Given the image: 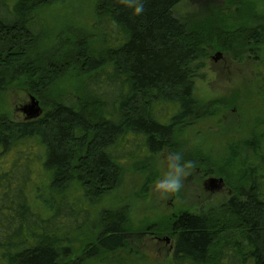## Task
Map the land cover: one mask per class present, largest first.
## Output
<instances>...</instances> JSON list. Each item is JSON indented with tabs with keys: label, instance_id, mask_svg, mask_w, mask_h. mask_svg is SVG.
<instances>
[{
	"label": "trees",
	"instance_id": "1",
	"mask_svg": "<svg viewBox=\"0 0 264 264\" xmlns=\"http://www.w3.org/2000/svg\"><path fill=\"white\" fill-rule=\"evenodd\" d=\"M183 1L145 0L137 15L127 0H99L96 51L89 37L42 44L38 14L48 0H0V95L18 83L46 108L34 120H0V166L13 154L0 167V264H71L72 236L84 227L86 207L119 183L131 139L155 156L174 149L178 129L197 117L192 66L207 28L193 31L175 15ZM252 22L243 44L263 51L256 76L264 97V16ZM73 64L85 77L80 94L50 99ZM257 129L250 146L258 147L257 162L236 180L223 215L173 219L171 264H264V121ZM35 148L39 182L23 153ZM72 191L79 193L69 202ZM101 225L87 258L127 245L125 211H106Z\"/></svg>",
	"mask_w": 264,
	"mask_h": 264
},
{
	"label": "rangeland",
	"instance_id": "2",
	"mask_svg": "<svg viewBox=\"0 0 264 264\" xmlns=\"http://www.w3.org/2000/svg\"><path fill=\"white\" fill-rule=\"evenodd\" d=\"M48 1L38 14L45 33L43 45L52 48L58 42L69 43L80 36L89 37L96 51L102 49V40L94 30L99 0ZM174 12L193 31L207 28L206 44L200 47L199 58L192 66L198 115L178 129L174 149H165L155 156L131 139L132 146L128 144L127 153L122 155L119 183L86 207L80 221L84 227L72 236L71 264H171L175 245L173 219L184 212L223 215L224 204L235 194L236 180L257 162L254 151L258 147L250 146L259 134L258 125L264 121V97L256 76L263 51L243 44V32L253 24L255 16H264V0H184ZM219 27L221 32L217 31ZM222 33L227 37H222ZM70 67L49 92L50 99L80 94L85 77L76 64ZM32 98L42 113L46 111L41 99L25 86L11 85L0 95V120L25 121L24 109L31 107ZM23 153L30 154L32 181H42L37 174L40 151L35 148ZM175 153L183 161H191L193 167L185 177L183 189L162 198L155 185L167 170L166 157ZM12 155L8 153L2 169L13 163ZM130 155L132 158H127ZM19 156L16 154L20 162ZM78 193H68L67 200H74ZM106 211L128 214L127 245L87 258L89 247L101 234Z\"/></svg>",
	"mask_w": 264,
	"mask_h": 264
},
{
	"label": "clouds",
	"instance_id": "3",
	"mask_svg": "<svg viewBox=\"0 0 264 264\" xmlns=\"http://www.w3.org/2000/svg\"><path fill=\"white\" fill-rule=\"evenodd\" d=\"M137 15L145 11V0H127ZM166 172L156 183L155 190L160 193L162 198L180 192L184 187L185 177L193 167L191 161H183L179 153L168 155L164 161Z\"/></svg>",
	"mask_w": 264,
	"mask_h": 264
},
{
	"label": "water",
	"instance_id": "4",
	"mask_svg": "<svg viewBox=\"0 0 264 264\" xmlns=\"http://www.w3.org/2000/svg\"><path fill=\"white\" fill-rule=\"evenodd\" d=\"M31 102H32L31 107H29V109L28 108L24 109V113L26 114V120H34L42 115V110L40 109L39 103L36 101V99L32 98Z\"/></svg>",
	"mask_w": 264,
	"mask_h": 264
}]
</instances>
